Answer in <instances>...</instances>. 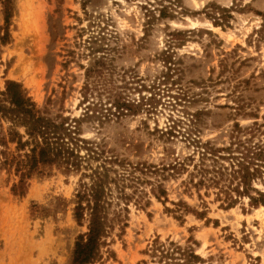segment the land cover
<instances>
[{
    "label": "rangeland",
    "instance_id": "obj_1",
    "mask_svg": "<svg viewBox=\"0 0 264 264\" xmlns=\"http://www.w3.org/2000/svg\"><path fill=\"white\" fill-rule=\"evenodd\" d=\"M260 14L264 0H14L6 37L0 6V90L15 81L40 108L50 98L52 114L78 117L82 67L92 50L97 57L104 51L118 91L135 102L153 100L134 115L82 124L83 138L108 156L152 166L197 159L199 142L221 147L250 137L236 134V125L264 141ZM134 175L151 183L137 186L124 235L110 246L114 257L97 264H158L146 254L156 239L193 246L206 264H264V206L244 199L226 210L204 196V209L195 191L184 189V174L164 181ZM80 177L54 170L31 179L20 198L11 192L16 178L0 171V264H70L75 240L86 232L73 216ZM157 182L166 203L152 195ZM180 201L189 213L173 212Z\"/></svg>",
    "mask_w": 264,
    "mask_h": 264
},
{
    "label": "trees",
    "instance_id": "obj_2",
    "mask_svg": "<svg viewBox=\"0 0 264 264\" xmlns=\"http://www.w3.org/2000/svg\"><path fill=\"white\" fill-rule=\"evenodd\" d=\"M0 6L6 37L14 0H0ZM211 16L214 26L221 27L222 22L215 13ZM260 16L264 24V14ZM102 52V56L97 57L95 54L99 51L92 50V61L82 67L84 82L78 104L82 114L78 117L65 116L63 112L52 114L50 98L40 108L23 85L15 81H6L4 89L0 90V171L16 178L11 187L13 196L24 197L31 179L48 176L54 170L63 174L80 173L73 216L79 227L85 226L86 232L76 238L70 264H97L104 258L114 257L110 246L114 237L124 235L129 203L138 192L136 188L144 181L151 183L136 177L135 172L144 176L153 174L163 181L169 176L186 175L182 182L184 189L186 192L193 189L204 209H207L204 196H214L215 202L226 210L244 199L254 208L264 206V141L254 142L252 127L244 130L238 125L234 127L236 134H251L248 138L244 136L245 141L236 138L221 147L211 141L199 142L197 159L190 155L161 166L122 162L108 156L100 143L83 138L84 122L102 125L134 115L141 107L153 104L152 96L135 102L118 91L119 86L112 80L116 67L108 60L107 53ZM118 168H122V173ZM157 183L158 191L151 190L152 195L166 203L167 191L161 182ZM129 187L134 189L131 194L126 193ZM172 205L176 207L173 212H190L182 201ZM205 212L195 213L202 217ZM146 254L158 264H206L193 246L182 247L172 241L156 239Z\"/></svg>",
    "mask_w": 264,
    "mask_h": 264
},
{
    "label": "bare ground",
    "instance_id": "obj_3",
    "mask_svg": "<svg viewBox=\"0 0 264 264\" xmlns=\"http://www.w3.org/2000/svg\"><path fill=\"white\" fill-rule=\"evenodd\" d=\"M261 209H263L264 210V207H261ZM258 211V210H257Z\"/></svg>",
    "mask_w": 264,
    "mask_h": 264
}]
</instances>
